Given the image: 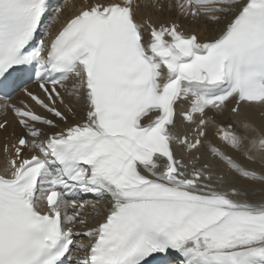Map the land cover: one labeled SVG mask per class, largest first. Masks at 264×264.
<instances>
[{
  "label": "snow or ice",
  "instance_id": "obj_1",
  "mask_svg": "<svg viewBox=\"0 0 264 264\" xmlns=\"http://www.w3.org/2000/svg\"><path fill=\"white\" fill-rule=\"evenodd\" d=\"M0 99V264H264V0H0Z\"/></svg>",
  "mask_w": 264,
  "mask_h": 264
},
{
  "label": "bare ground",
  "instance_id": "obj_2",
  "mask_svg": "<svg viewBox=\"0 0 264 264\" xmlns=\"http://www.w3.org/2000/svg\"><path fill=\"white\" fill-rule=\"evenodd\" d=\"M149 15H151V16L153 17V19H155L156 14H155L154 11H149L148 14H147V16H149ZM163 19H165L164 16H163ZM191 26H192V27H197V26H199V25L193 24V25H191ZM201 30H203L202 26H201ZM201 34L203 35L204 32L201 31ZM71 100H72V99H71ZM72 101L75 103L74 100H72ZM10 125H11V126L9 127L8 133H11V132L15 129V126H14V125H12L11 123H10ZM8 133H0V145L3 144V140H4L5 136L8 135ZM108 207H109L108 204L102 202V204H101V209H102V210H105V209L108 208ZM99 220H100L99 218L95 219L94 222H93V224H94V223H97Z\"/></svg>",
  "mask_w": 264,
  "mask_h": 264
}]
</instances>
